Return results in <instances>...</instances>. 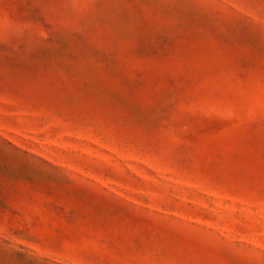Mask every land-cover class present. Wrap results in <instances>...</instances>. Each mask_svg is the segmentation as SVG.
Here are the masks:
<instances>
[{"label":"rangeland","instance_id":"374dc122","mask_svg":"<svg viewBox=\"0 0 264 264\" xmlns=\"http://www.w3.org/2000/svg\"><path fill=\"white\" fill-rule=\"evenodd\" d=\"M0 264H264V0H0Z\"/></svg>","mask_w":264,"mask_h":264}]
</instances>
